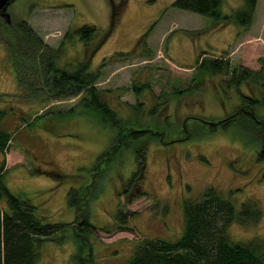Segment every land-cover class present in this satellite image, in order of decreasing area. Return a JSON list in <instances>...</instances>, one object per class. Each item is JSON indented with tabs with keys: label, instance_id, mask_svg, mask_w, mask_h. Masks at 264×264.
<instances>
[{
	"label": "rangeland",
	"instance_id": "1",
	"mask_svg": "<svg viewBox=\"0 0 264 264\" xmlns=\"http://www.w3.org/2000/svg\"><path fill=\"white\" fill-rule=\"evenodd\" d=\"M173 1L126 0L119 20L90 63V69H97L103 59L131 50L147 33L145 48L139 46L131 59L103 65L95 84L111 90L105 94L106 100L124 120L135 118L132 105L143 102L140 122L163 134L148 135L127 147L119 141L116 126L84 113L68 112L70 108L80 110L82 93L49 99L43 81L35 80L30 87L19 85L12 58L21 37L16 24L23 21L44 43L60 50L58 67H75L85 56L75 30L88 24L107 31L109 1L12 0L7 6L11 21L0 16V109L4 111L0 130L11 132V139L0 151V164L5 163L4 184L12 194L30 198L46 222L62 225L55 233L60 239L45 241L39 248L37 264H68L81 247L82 240L72 229L77 209L68 203L71 189L78 191L94 227H88L85 236L95 264H125L140 238L179 237L184 227V200H198L210 186L224 195L230 193L237 208L243 201L253 200L261 210L255 223H232L228 227L231 239L264 241L261 128L248 129L252 138H247L244 128L235 123L212 126L203 122L227 117L242 104L237 89L222 83L229 76L215 75L190 92L172 93L176 79L191 78L201 52L208 57L226 54L233 65L262 67L264 0H257L252 22L245 30L232 22L217 26L213 17L177 8ZM243 4L244 0H222L219 8L229 14ZM67 30L71 38H63ZM20 58L19 54L18 62ZM21 62L23 80H27L24 73L38 69L39 61L27 57ZM141 82H148L150 88L137 97L131 87ZM241 91L258 95L246 85ZM164 99L167 104L152 115L155 102ZM254 114L264 117V104L258 105ZM35 116L38 118L31 124L25 122ZM144 141L143 173L128 185L138 167L135 149L140 150ZM118 142L120 147L106 155ZM101 156L105 159L99 161ZM6 207L1 198L0 211ZM118 209L135 213L129 216L125 229H120L122 223L115 217ZM73 226L78 227L77 223Z\"/></svg>",
	"mask_w": 264,
	"mask_h": 264
},
{
	"label": "trees",
	"instance_id": "2",
	"mask_svg": "<svg viewBox=\"0 0 264 264\" xmlns=\"http://www.w3.org/2000/svg\"><path fill=\"white\" fill-rule=\"evenodd\" d=\"M111 8L110 27L102 32L95 25L85 24L76 29L78 38L85 47L84 59L73 68L58 67L56 59L60 54L58 48L54 49L43 42L41 37L33 31L25 22L17 23V30L21 37L17 42V52L12 53L14 58V69L18 84L30 87L36 84L35 80L43 81V86L47 90L49 99L79 96L80 110L70 108L68 112L72 114H87L96 120L118 128L119 141L123 140V145L129 146L132 141L142 140L148 135L155 137L162 132L152 129L140 122V114L143 102L132 105L135 118L124 120L116 114L106 100V93L111 90H102L95 85L101 77V68L110 61L126 60L134 57L139 46L145 48V37L141 36L133 48L126 52H115L103 59L97 69H90V63L96 51L103 45L110 31L119 20L122 7L126 0H108ZM222 0H174L172 5L196 12L198 14L213 17L217 26L227 23H235L242 30L247 29L253 19L257 0H244L243 7L233 13L223 14L220 11ZM72 37L69 30L63 38ZM26 46H23L21 42ZM20 45V46H19ZM19 46V47H18ZM20 58L19 62L18 55ZM27 54V55H26ZM206 52L198 54L194 72L187 81L176 79L172 84V93L179 96L180 93L190 92L204 81H210L212 76H229L223 79L222 83L228 87L237 89L241 96L242 104L238 109L229 115L228 119L221 124L235 123L245 132V137L252 138L248 129L260 127L264 138V117L258 118L254 110L258 105L264 104V62L259 69L238 64L233 65L228 56L218 57L205 56ZM37 58L39 68L27 72V80H23V66L20 63L26 58ZM246 85L250 92H257L252 96L242 93L241 86ZM138 97L145 89L150 88L148 82L133 84L131 87ZM125 93L127 89L123 90ZM164 94V92H163ZM120 96V95H119ZM0 95V99H1ZM167 101L157 100L153 108L149 111L152 115L157 113L162 105ZM76 112V113H74ZM4 111L0 109V120ZM58 113V112H57ZM65 113V112H60ZM79 113V114H78ZM38 116L31 120H25L31 124ZM30 121V122H29ZM213 126V125H212ZM248 133H247V132ZM256 137V136H255ZM11 139V132L0 130V151H3L7 142ZM251 140V139H250ZM146 141L140 150L135 149L138 167L128 180L130 185L135 177L143 173L145 165ZM264 144V140L263 143ZM120 147V142L114 144L107 154H112ZM104 160L105 157H100ZM111 156L107 160H110ZM4 161L0 164V199L4 198L6 209L0 211V264H37L39 248L45 241L59 240L55 236L56 230L62 226L51 222H46L38 211L37 206L28 197L12 194L4 184ZM85 200V198H84ZM82 199L78 196L76 189H71L68 193V203L77 209V215L72 229L81 238V247L75 252L68 264H95L91 244L85 236L88 227L92 224L88 219V211L82 206ZM84 202V201H83ZM131 211L128 214L122 210H117L116 219L122 223L120 229L127 228V220L134 216ZM261 217V210L253 200L243 201L239 208L230 198V193L224 195L214 186L206 189L198 200L185 199L183 202V233L172 240L162 238H140L134 249L133 255L125 264H264V241L260 239L246 242L233 241L229 235L228 227L236 222L239 224H249L257 222ZM86 226V227H85Z\"/></svg>",
	"mask_w": 264,
	"mask_h": 264
},
{
	"label": "water",
	"instance_id": "3",
	"mask_svg": "<svg viewBox=\"0 0 264 264\" xmlns=\"http://www.w3.org/2000/svg\"><path fill=\"white\" fill-rule=\"evenodd\" d=\"M11 1L12 0H0V14L2 16H5L6 17L7 22H10L11 21L10 13L7 11V6L9 5V3ZM228 117H224V118H222V119H220L218 121H214V122H208V121H205V120H203V122H205V123H207L209 125H216V124L223 123L224 121H226V119H228Z\"/></svg>",
	"mask_w": 264,
	"mask_h": 264
},
{
	"label": "flooded vegetation",
	"instance_id": "4",
	"mask_svg": "<svg viewBox=\"0 0 264 264\" xmlns=\"http://www.w3.org/2000/svg\"><path fill=\"white\" fill-rule=\"evenodd\" d=\"M0 16H2L1 14H0ZM4 18H5V20H6V17L5 16H3ZM11 17V16H10Z\"/></svg>",
	"mask_w": 264,
	"mask_h": 264
}]
</instances>
